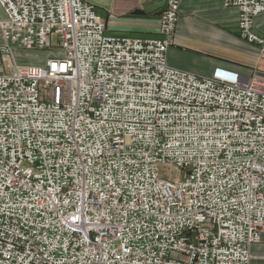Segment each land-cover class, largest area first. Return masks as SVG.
I'll return each instance as SVG.
<instances>
[{
  "label": "built area",
  "instance_id": "1",
  "mask_svg": "<svg viewBox=\"0 0 264 264\" xmlns=\"http://www.w3.org/2000/svg\"><path fill=\"white\" fill-rule=\"evenodd\" d=\"M86 0H0V264H250L264 232V78L167 63ZM238 9L240 37L261 44ZM44 65L14 47L51 48Z\"/></svg>",
  "mask_w": 264,
  "mask_h": 264
},
{
  "label": "crops",
  "instance_id": "2",
  "mask_svg": "<svg viewBox=\"0 0 264 264\" xmlns=\"http://www.w3.org/2000/svg\"><path fill=\"white\" fill-rule=\"evenodd\" d=\"M106 24V32L129 37H157L159 16L166 0H86ZM5 14L0 7V21ZM253 31L264 39V12L254 18ZM4 42L0 28V44ZM167 63L175 68L209 77L217 68L244 76L256 72L264 78V41L240 37L238 9L222 0H181L174 44ZM5 69L1 66L0 72ZM250 264H264V232L251 246Z\"/></svg>",
  "mask_w": 264,
  "mask_h": 264
},
{
  "label": "rangeland",
  "instance_id": "3",
  "mask_svg": "<svg viewBox=\"0 0 264 264\" xmlns=\"http://www.w3.org/2000/svg\"><path fill=\"white\" fill-rule=\"evenodd\" d=\"M51 42L52 47L44 49H25L21 47H14L12 50L11 58H13V60L17 64L44 65L48 57L56 54H61L57 37H52Z\"/></svg>",
  "mask_w": 264,
  "mask_h": 264
}]
</instances>
